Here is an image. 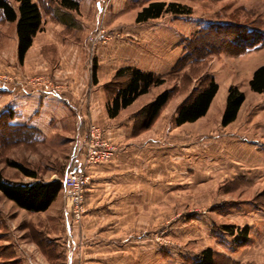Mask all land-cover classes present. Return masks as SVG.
<instances>
[{"label": "rangeland", "instance_id": "374dc122", "mask_svg": "<svg viewBox=\"0 0 264 264\" xmlns=\"http://www.w3.org/2000/svg\"><path fill=\"white\" fill-rule=\"evenodd\" d=\"M4 1L16 11L15 0ZM32 1L42 24L23 65L15 54V25L0 15V174L31 181L7 166L12 161L41 182L60 183L81 171L86 184L77 207L61 187L47 217L19 212L0 194V264H36L27 261L29 237L51 264H194L206 249L214 264H264V94L250 91L247 67L264 49V0H74L77 11L61 0ZM150 2L180 4L190 14L161 16L180 33L181 49L170 70L148 72L164 78L149 96L170 91V98L165 114L143 129V106L109 120L105 102L115 84L96 89L89 82L101 53L124 44L135 15ZM212 24L228 28L221 37L199 35L187 44ZM244 29L250 38L242 39ZM99 32L108 39L90 41ZM227 37L260 43L242 52L223 45ZM210 80L243 93L235 121L222 127L221 114L212 111L174 126L166 111ZM48 86L65 108L52 103L60 117L37 122L31 105ZM12 95L24 103L11 106ZM91 127L111 151L95 165L85 163ZM223 227H232L233 235ZM244 227L247 241L239 244Z\"/></svg>", "mask_w": 264, "mask_h": 264}, {"label": "trees", "instance_id": "16d2710c", "mask_svg": "<svg viewBox=\"0 0 264 264\" xmlns=\"http://www.w3.org/2000/svg\"><path fill=\"white\" fill-rule=\"evenodd\" d=\"M17 3L16 11L4 0H0V15L3 20L15 25V36L17 41L16 57L19 64L23 63L27 51L32 46L34 37L41 31L42 16L40 7L32 0H15ZM61 6L71 11L78 10V4L74 0H61ZM163 14L187 15L190 9L176 3L150 2L135 16V23H145L160 18ZM228 27L223 25H208L200 32L187 41V44L197 40L198 36L221 37ZM250 31L244 29L243 38L251 37ZM232 40V39H230ZM225 38L223 45L233 44L242 47V52L252 48L259 41H241L239 44ZM189 49V47H188ZM92 84H96V67L91 70ZM110 85L115 84L116 90L107 101L105 111L110 119L116 118L120 111L131 106L140 96L148 94L152 88L160 87L164 84V78L153 73L142 72L136 68L125 67L118 69ZM250 91L256 94H264V66L258 67L252 74L249 81ZM218 86L210 80L206 84L196 89L187 101L181 104L173 119L174 126H181L186 123H194L205 116L214 98ZM170 98V91H163L158 94L151 102L144 105L139 114L143 117V129H148L156 119L161 109ZM244 102V95L236 87L230 86L227 90L225 105L220 117V125L226 127L235 121L239 109ZM11 114V113H10ZM138 114V115H139ZM11 119V116L9 117ZM8 127H12L7 125ZM7 166L18 171L22 176L31 179L30 182L9 181L2 178L0 174V193L3 197L12 202L17 208L28 213H41L46 211L56 200L60 191L61 184L58 181L41 182L37 180L35 172L27 169L23 165L8 161ZM233 235L232 227H223ZM248 228L239 230L238 237H241L239 244L247 241ZM194 264H214V255L211 250L206 249L200 253Z\"/></svg>", "mask_w": 264, "mask_h": 264}, {"label": "crops", "instance_id": "0c3cea01", "mask_svg": "<svg viewBox=\"0 0 264 264\" xmlns=\"http://www.w3.org/2000/svg\"><path fill=\"white\" fill-rule=\"evenodd\" d=\"M136 16V15H135ZM55 23L58 25H61L62 22L60 21L59 18H55ZM146 25V29L145 26ZM38 34V33H37ZM36 34V36H37ZM35 36V37H36ZM35 37L32 42V46L30 49L27 51V53H30L31 48L33 47V44H35ZM125 41L124 44H121V46L118 47V49H114V53H111V48L109 49L110 52H108V56L106 55L107 53H101V56L103 59H99L97 61V64H95L96 67V84H92V81L90 79L89 84L91 87L100 89L102 86L109 84L112 82V79L118 69L125 68V67H132L136 68L142 72H167L168 70L171 69V67L174 65V63L178 59V54L180 52V33L175 32L174 28H170L166 26L164 23H162V17L151 20L145 23H139L135 24L130 31L127 30L125 34ZM178 44V46H177ZM40 48V47H39ZM155 48L157 51H152ZM176 48V49H173ZM172 50V52L166 54L165 50ZM17 50V41H16V36H15V54ZM26 53V54H27ZM257 55H254V58L248 62V70H249V77L252 76V73L260 66H264V55H261V53H264V49L261 51H256L255 52ZM253 53V54H255ZM27 56L25 55L23 63L26 62ZM20 64V65H23ZM250 79V78H249ZM161 87V86H160ZM226 91L227 87L226 86H221V88H218L214 98L212 99L210 106L208 108L207 113L205 116L210 115L211 112H219V114H222L224 107H222V104H225V98H226ZM9 93H12L9 91ZM98 94H100V90L97 91ZM150 93L145 94L143 96H140L135 102L129 106L128 108L134 107L135 109H140L142 106L146 105L147 103L151 102L156 95L159 93H155L154 96H149ZM221 94L220 99H217V96ZM11 96V95H10ZM38 96L35 99V103L31 105V108L33 109L34 113H36L33 117L34 120L39 122L38 119L42 117H47L48 119H57V117H60L58 108H55V104H59L62 109L65 108L63 102L65 99H61L60 101H55L54 98H59L58 94L56 91L48 86L46 89L39 91ZM53 98V99H52ZM18 99L15 97V95H12V103L14 106V103H24L23 101H17ZM171 100L168 102L170 103ZM107 102H105L106 105ZM52 105V107H49ZM54 105V106H53ZM178 102H174L171 106L170 109H168L166 112L169 116L175 117L176 110L178 107ZM128 108L120 111V114L127 110ZM36 109V110H35ZM32 111V112H33ZM36 111V112H35ZM106 112V111H105ZM165 114L163 110H161V115ZM107 116V114H106ZM119 116V115H118ZM205 116L202 118L198 119L194 123L198 122L199 120L203 119ZM108 118V116H107ZM117 118V117H116ZM114 118V119H116ZM59 119V118H58ZM109 120H114L110 119ZM17 120V119H15ZM13 122H16V121ZM194 123H186L183 125H191ZM13 124V123H12ZM181 125V126H183ZM180 127V126H179ZM27 179L26 177H24ZM52 181V179L50 180ZM1 194V193H0ZM2 195V194H1ZM3 197V195H2ZM4 198V197H3ZM59 198H56V200ZM5 199V198H4ZM56 200L53 202V204L56 202ZM8 201V200H7ZM12 203V202H10ZM13 204V203H12ZM52 204V205H53ZM14 205V204H13ZM52 205L44 212L41 213H34V216H49V211L51 210ZM15 206V205H14ZM16 207V206H15ZM17 208V207H16ZM19 212H24L25 214H32L28 213L24 210H21L17 208ZM65 212V211H64ZM30 216V215H28ZM30 218V217H29ZM30 221V220H28ZM66 230H68L66 228ZM28 246V252L30 254L27 255V261L29 263H36V264H51L50 260H47V255L43 251L38 248V245L34 242L32 237H29V242H26Z\"/></svg>", "mask_w": 264, "mask_h": 264}, {"label": "built area", "instance_id": "2783aa9c", "mask_svg": "<svg viewBox=\"0 0 264 264\" xmlns=\"http://www.w3.org/2000/svg\"><path fill=\"white\" fill-rule=\"evenodd\" d=\"M100 32L99 34H97V36H95V38H91L90 41H96L97 43H101L102 41L104 43L108 39V37H104L102 35L103 33L100 34ZM89 138L90 145L88 146L86 152L85 163L88 165H95L108 160L111 155V151L107 148V145L105 143L99 142L98 129L91 127ZM60 184L64 189L68 201L70 202V206L74 205L77 207L81 202L82 189L86 184V178L84 177L83 173L79 171L68 174L60 182ZM74 214L78 217L77 210L74 211Z\"/></svg>", "mask_w": 264, "mask_h": 264}, {"label": "bare ground", "instance_id": "6f19581e", "mask_svg": "<svg viewBox=\"0 0 264 264\" xmlns=\"http://www.w3.org/2000/svg\"><path fill=\"white\" fill-rule=\"evenodd\" d=\"M217 99H218V97H217ZM220 99V98H219Z\"/></svg>", "mask_w": 264, "mask_h": 264}]
</instances>
